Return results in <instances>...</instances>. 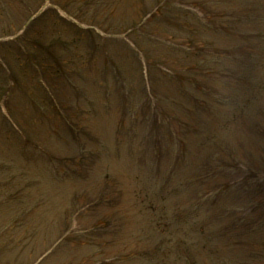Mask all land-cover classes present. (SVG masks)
Listing matches in <instances>:
<instances>
[{
	"label": "rangeland",
	"instance_id": "rangeland-1",
	"mask_svg": "<svg viewBox=\"0 0 264 264\" xmlns=\"http://www.w3.org/2000/svg\"><path fill=\"white\" fill-rule=\"evenodd\" d=\"M167 1L169 4L163 9L168 14L179 10L185 12V8L179 6V0ZM167 1L148 0L149 15L137 18L139 30L131 37L126 38V33L116 38L103 33L108 39L104 45L96 37L92 39L94 42L68 41L67 46L54 39V48L61 47V53L65 52L81 64L79 75L75 73L80 79L72 75V81L64 80L60 84L63 78L52 75L53 81L59 82L56 92L61 95L60 103L74 105L77 96L73 92L78 87L77 81L84 95L81 102L88 111L81 117L83 127L79 133L82 135L77 138L66 130L65 124L49 121V113L38 111L34 114L27 108L25 111L34 119L29 130L31 139L15 143L9 141L0 129V224L8 221L12 225V228L0 231V239H3L0 245L5 243L7 246L3 250L0 246V264H164L162 259L165 264H186L174 254H163L160 249L173 246L181 236H186L185 232L194 230L193 224L200 222H204L202 226L209 224L210 227L197 234L196 243L223 248L224 254L232 260L229 264H248L251 253L257 264H264V255L249 251L250 242L264 240V200L260 197L253 200L258 192L264 196V175L259 171L257 180L246 183L242 180L247 177L242 167L237 169L235 165L238 159L247 160L264 170L261 161L264 160V143L259 134L264 129V93L252 96L243 89L232 90L239 97V104L243 105L239 117L234 111L226 113V110H218L210 104L207 105L209 108L202 107L196 99L192 103L191 98L187 99L179 91V86H173L171 90L161 89L159 100L165 105L157 111V120L163 124L164 132L175 133L174 141L168 136L163 137L165 140L159 148L162 151L157 157V148L151 149L148 145L151 141L147 122L123 112L119 105L123 100L120 94L126 88L138 87L139 72L146 67L148 52L159 59L171 53L182 54L180 44L151 34L158 33L162 26L178 36L188 33L171 19L158 25L155 13L161 11L159 6ZM102 4L107 8L100 7L99 13L95 10L93 19L101 21L106 29H113L110 10L118 16L130 18L136 17L135 7L139 14L138 2L121 1L120 12L108 0ZM211 5L216 7L218 4ZM39 9L35 0H0V24L4 21L0 35L5 31L12 32L9 25L12 21L18 30L26 10L29 16ZM7 12L4 20L3 14ZM45 27L50 36L55 35L50 34L51 27L47 23ZM148 32L150 37L144 39ZM203 34L208 36L205 32ZM132 39L139 43L130 44ZM13 63L19 70H24V74L33 73L32 69H23L16 59ZM102 80L104 86L100 83ZM228 86L217 89L224 87L226 92L232 93ZM29 92L35 90L26 84L25 88L20 87L9 94H12L11 98L20 94L25 101ZM20 97L12 99V107L20 106ZM185 118L195 126V131L188 135L183 133L185 125L181 126ZM121 119L125 123L121 124ZM251 125H257V130L253 132L256 127L251 129ZM80 141L85 143L84 157L77 153ZM227 175L229 180L241 176L233 182L236 187H226L222 184L224 181H218ZM207 182L213 183L216 195L195 212L205 199L203 195L208 194L204 186ZM217 202L230 215L229 221H234V216H242L239 221L243 225L234 226V229L241 228L240 231L222 235L225 217H218L214 206ZM193 203L195 205L190 207ZM172 212L174 216L188 212L190 218L186 223L182 219L177 222L170 217ZM207 212H212L213 217ZM144 215L149 221L161 220L165 229L159 228V231L168 232L171 241L154 246L158 236L149 229L150 224ZM218 219L222 229L219 233L209 234L211 224ZM148 230L153 233L145 239ZM12 246H16V251L13 252ZM188 246L198 250L193 251L197 264L211 263L210 256L203 253L204 246ZM94 248H99V252L93 251ZM44 251H47L46 255L40 258ZM137 251L156 254L152 259H146L132 255ZM179 254L184 260L188 258Z\"/></svg>",
	"mask_w": 264,
	"mask_h": 264
},
{
	"label": "trees",
	"instance_id": "trees-1",
	"mask_svg": "<svg viewBox=\"0 0 264 264\" xmlns=\"http://www.w3.org/2000/svg\"><path fill=\"white\" fill-rule=\"evenodd\" d=\"M42 1L43 0H35V3L39 6ZM51 1L67 11H72L73 15L80 21L97 24L100 27L102 26L101 21L93 19V13L95 10H98L99 13L100 7L107 8L105 4H102L106 0ZM108 1L109 4H112L113 7L119 11L120 6H123L120 5V2H126L127 0ZM147 1L148 0H130V3L138 2V4H140L138 15L134 7L136 17L131 16L130 18L124 17V19H122L121 16H118L117 13L110 10L112 18H115L114 22H117L115 28L121 31L125 29L127 25L129 27L137 26L138 22L136 18L143 17L149 13L146 6L148 3ZM213 1H216L218 4L216 7L211 5L213 3H211L210 0H179L181 3L179 6L183 8L186 6L187 9L185 8V12L184 10H179L172 12V14H168L163 9L169 2L162 3L159 6L161 11L155 13V16H157L155 19L159 22L158 25H163L161 21L171 19L179 28L182 27L186 29L188 33L183 36H178L171 30L164 29V26H162L160 30H158V33L154 31L151 34L159 35L162 40H172L180 44L182 54L180 56V54L176 55L171 53L159 59L153 56L151 52H148L146 67L142 68L139 72L138 87L136 88V86H134L131 87V89L126 88L124 92L120 94L123 96V100L119 104L122 111H127L133 114L134 117L139 116L141 120L147 122V132L150 133L148 139L151 143L148 141L146 142L151 146V149L157 148L155 151L156 157L162 151L159 148L162 141L165 140L163 137L168 136L169 139L174 141L172 138L175 133H171L172 131L169 130L167 126L166 128L171 132H164L162 129L164 128L163 124L157 120L159 117L157 111H161L163 105H165L163 104V100H159L158 92L161 89L171 90L173 86H179V91L184 93L187 99L188 97L191 98L192 103H194L196 99L202 107L205 106L209 108L207 105L210 104L218 110H226V113H233L234 111L236 116L239 117L241 116L243 105L239 104V97L232 90L243 89L242 91L251 93L252 96H258L264 93V0ZM172 2H178V0ZM199 13L200 15L198 16ZM177 17L178 19H176ZM153 18L154 17H152V19ZM46 23L51 27L50 34L54 33V36L49 35L45 27ZM199 23H201L202 27L197 25ZM111 24L113 23L111 22L110 25ZM105 30L109 32L115 31V29H110L109 27H107V29L105 28ZM138 30L139 27L132 29L130 31L131 33H129V37ZM203 32L208 36L204 35ZM149 35L150 33L148 32V35L143 36V38L146 39L150 37ZM96 37L99 38V43L103 45L106 44L105 42L108 40L106 37L97 34L94 29L80 27L72 20L70 21L64 16H60L56 8L50 7L31 20L21 35L15 37L13 40L0 42V129L1 131L3 129L9 141L18 143L31 139L29 130H31V124L34 119L33 116H30L27 111H25V108L34 112V114L38 113V111L41 114L49 113L47 114V119L49 121L65 124L66 130L75 138L82 135V133H79L83 127L81 117L86 114L87 106L84 107L81 102L84 95L82 94L83 92L80 85L75 81L78 87H75L73 92L77 96L74 105L70 106L68 103H65L64 106L60 103V93L56 92V86H58L59 82L56 79L53 81L52 77V75H55L59 78H63L60 84L64 80L74 79L77 75L75 73H78V70L81 68V64H79L80 61L74 58L72 59L69 55L65 54V52L61 53V47L54 48L53 45L55 44L54 39H57L60 44L63 43V46H67L66 42L68 41L79 43L82 42V40H86L92 42V39ZM132 42L139 43L136 39H132ZM15 59L20 63L23 69H32L33 73L24 74V70L16 68L15 63H13ZM176 65H180L181 67L177 68ZM47 72L49 74H46ZM72 75L75 76L72 77ZM80 78L79 76L77 77V79ZM25 83L31 89H34L35 92H29V95L26 96L28 99L25 101L20 97V94L16 96L13 95L14 98H11L12 94L10 95L9 93L19 90L20 87L25 88ZM100 83L104 86L103 80ZM225 85H229L228 90L232 91V93L226 92L224 87L222 89H217ZM139 93L140 95H138ZM18 97L22 99L20 106L17 107L16 105L17 108H14L12 107V99L17 100ZM185 103L186 102H184V104ZM190 112L192 113V109H190ZM51 113H53L54 116L51 115ZM196 113L197 110L194 114L196 115ZM146 114L151 116L147 118L145 117ZM27 115L30 116V118H28ZM189 115L190 118H193L191 114ZM243 115H245V113ZM121 120L122 124L124 121L123 119ZM26 121H29V123H26ZM243 123L248 122L243 120ZM181 126L184 127V135L191 134L195 131L193 122H189L186 118L181 123ZM256 126L257 125H251V129ZM255 130H257V127L252 131L254 132ZM236 132H238V129H236ZM259 134H261L260 136L264 143V129L259 131ZM80 143H84V141H80ZM84 155L85 146L82 148L80 157H84ZM261 161L264 164V160ZM235 165H237V169L238 166L242 167L241 170L244 171L245 176H247L242 177V180L246 183L257 180L256 177L259 171L264 175V170H261L258 166L255 167L247 160L238 159ZM225 177H220L218 181H224L222 184L226 187H236L237 185L233 182L241 176L234 180H229L228 175ZM204 186L208 194L203 195L205 199L203 198L204 200H201L195 212L199 211V208L207 203L212 195H216V192L212 189L214 187L212 182H207ZM255 196L253 200H256L258 197L264 200V196H262L261 192H258ZM260 201L258 202L259 204ZM193 205H195V203L190 207ZM214 206L218 217H225L227 226H224V230L226 235L240 231L241 228H239V230L238 228L234 229V226L243 225L239 221L242 216H234L232 218L235 220L229 221L230 215L226 213L225 208L218 202ZM188 210L191 213V210ZM170 214V217L177 222H180V219L184 221L190 218L188 217V212H185L183 215L178 214V216H174L173 212ZM261 214L262 213H260V215ZM207 215L213 217L211 216L212 212H207ZM207 219H209V217ZM206 221L209 223L208 220ZM151 222L157 228H160V230L165 229L163 228L164 223H162L161 220H151ZM202 224L200 222L199 224L192 225L196 236L197 234L200 235V233L202 234V232L207 231V226H202ZM10 227L12 228L11 224L8 229H10ZM2 240L1 238L0 242H2ZM250 243H252V245L249 251L254 250L255 253L264 255V240H261L260 243ZM195 246H204L206 251L218 250L217 252L221 253L220 247L213 248L212 246H205L203 243L199 244L198 241ZM5 247H7L5 243L1 244V250ZM167 247H163L162 249L164 254H169L173 249ZM181 248L185 250L186 247L181 245ZM255 261V255L251 253L250 263L256 264ZM189 264H193V262H189Z\"/></svg>",
	"mask_w": 264,
	"mask_h": 264
}]
</instances>
